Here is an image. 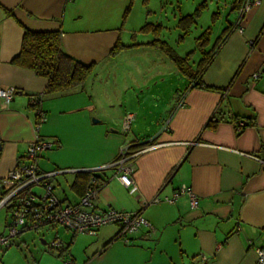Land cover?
Masks as SVG:
<instances>
[{"label": "crops", "instance_id": "1", "mask_svg": "<svg viewBox=\"0 0 264 264\" xmlns=\"http://www.w3.org/2000/svg\"><path fill=\"white\" fill-rule=\"evenodd\" d=\"M129 3L0 0V87L16 89L9 103L0 98V180L24 162L36 132L57 141L40 155L38 166L55 172L49 182L62 202L76 203L89 180L82 171L62 170L106 164L124 143L151 147L136 158L135 186H123L112 169L97 172L93 202L100 210L140 211L151 230L130 234L129 244L114 239L115 224L86 242L71 231L66 244L60 239L59 258L73 264H256L255 248L264 247V0L243 15L241 32L235 0L228 11L214 12L212 45L220 42L201 81L218 91L188 89L190 81L155 44L162 39L154 31H141L138 41L144 24H159L143 11L134 21L131 5L124 18ZM141 3L147 8L149 0ZM24 29L59 30L62 50L91 65L83 83L45 92L47 78L12 62ZM177 92L184 93L182 106ZM32 94L40 95L45 115L37 130ZM127 113L133 121L123 133ZM212 116L221 118L217 127L204 128ZM233 116L247 123L239 135ZM182 185L198 197L197 206L186 194L172 203L163 200ZM156 196L161 201L153 202ZM23 232L15 237L20 240ZM22 245L27 242L0 245V264H61L55 253L27 256Z\"/></svg>", "mask_w": 264, "mask_h": 264}, {"label": "built area", "instance_id": "2", "mask_svg": "<svg viewBox=\"0 0 264 264\" xmlns=\"http://www.w3.org/2000/svg\"><path fill=\"white\" fill-rule=\"evenodd\" d=\"M261 0H237L238 18L236 27L242 31L241 22L243 15L253 7L259 5ZM240 25V26H239ZM239 26V27H238ZM15 87H0V98L9 103L14 94ZM178 94V106L183 105L184 93ZM41 97L37 94L30 96V103L35 107L36 130L44 122L45 115L40 109ZM133 115L127 113L122 120L121 132L125 133L130 129ZM56 139L47 138L36 132L35 138L27 147L24 162L18 164L7 175L0 180V208H5L11 216V221L7 225V233L0 234V245L9 246L12 238L26 230H39L41 228L58 226L72 231L73 233L95 234L101 227L115 224L118 232L116 238L129 244L130 234L140 228L151 230L150 223L142 216L140 211H120L112 207L100 210L94 208V200L98 193V183L95 174L104 169H112L113 175L125 186H135L133 173L136 168V158L141 153L151 147L132 149L133 143H124L120 146L116 157L106 163L92 169H66L62 171H82L90 172L88 186L76 203L62 202L53 194V185L49 182V177L55 172H41L38 166L40 155L50 149L56 143ZM254 157V156H253ZM255 159H258L254 157ZM264 164V161H261ZM39 188L40 192L35 189ZM181 194L189 197L192 207L197 206L198 197L185 185L172 193L170 197H164V201L169 203ZM153 202L161 201L158 196L152 199ZM62 244L57 237L48 243L51 249H57ZM256 264H264V247L255 248ZM203 261L207 258L200 256ZM64 264H73L71 260H65Z\"/></svg>", "mask_w": 264, "mask_h": 264}, {"label": "trees", "instance_id": "3", "mask_svg": "<svg viewBox=\"0 0 264 264\" xmlns=\"http://www.w3.org/2000/svg\"><path fill=\"white\" fill-rule=\"evenodd\" d=\"M132 0L124 11L123 17L127 14ZM235 6L239 7L237 0ZM199 10H197L198 12ZM196 11L193 14L185 15L179 18L181 28L187 31L188 24L192 23L198 15ZM10 14V13H9ZM195 15V17H194ZM160 25H152L146 23L142 26L140 31L152 30ZM230 25L223 30H229ZM155 32V31H154ZM156 35L159 33L155 32ZM211 28L207 27L197 38L196 42L201 50V59L197 64L195 70L192 69L190 60L191 52L185 56H178L172 48L164 41L155 42V44L167 53L176 68L190 81L189 88H202L209 91H218L219 88L207 86L201 81V77L205 69L209 66L215 53L218 50L220 39L218 38L209 50H205L210 44ZM116 51V47L112 49V53ZM12 62L17 65L33 69L37 74L47 78V85L45 92H64L69 89L80 86L86 76L90 72L91 65L82 63L62 50L61 46V32L56 31H32L29 29L23 30L21 47L17 55L13 58ZM233 123L235 125L236 135H239L243 128L247 125L242 119L233 116ZM221 118L215 116L210 117L204 128L215 129ZM91 173L83 172L82 178L89 179ZM96 178L98 176L95 174ZM89 181V180H88ZM88 186V184H87ZM99 187V185H98ZM116 238V235L114 239ZM117 239V238H116ZM107 245V244H105ZM104 245V246H105ZM68 249V246L67 248Z\"/></svg>", "mask_w": 264, "mask_h": 264}, {"label": "rangeland", "instance_id": "4", "mask_svg": "<svg viewBox=\"0 0 264 264\" xmlns=\"http://www.w3.org/2000/svg\"><path fill=\"white\" fill-rule=\"evenodd\" d=\"M231 1L232 0H149V5L147 8H145L141 3L142 0H133L131 4V15L134 21H138V17H140L141 11L146 13V15H149V22L160 25V28L159 26H157L154 31L159 33V38H161L162 41L167 42V44L175 51L176 54L183 56L184 54L191 52L190 63L192 69L195 70L197 68L198 62L202 57L201 50L199 49V46L196 42V38L207 27H210V44L206 47L205 50L210 49L213 41L215 40V34H213V32H215L216 30L217 21L213 18V14L214 12L218 11H228L227 5H229ZM197 10L199 11L197 12ZM195 11L198 13V15L196 17L194 15V21L188 24L187 31L184 32V29H182L180 26V24L182 23L179 22V18L181 16L184 17L185 15L193 14ZM142 35V32L138 31V41H142L144 37ZM181 77L187 80L186 77ZM62 186L65 190L68 189L64 183H62ZM10 221L11 216L9 212H7L5 209H2L0 211V231L5 229L4 231L6 234V225ZM23 233H26L23 238L18 240L17 237H15L12 238L11 241H17L19 245L22 244V241H26L27 245H22V249L25 251L27 256H35L36 254L38 256L39 250H41L42 253L48 255L55 253L53 257H58L57 259L60 261V263L64 264L63 260L58 256V249L51 250V248L48 247V243H50L51 240L57 236L59 239H62L64 244H66L70 236L72 235L71 231L58 226L52 229L49 227L39 230H26ZM76 236H78V238L83 242H86L88 238H93L91 237L93 235H89L86 233H78L76 234ZM43 240L46 242V244L43 243ZM43 262L47 263V261Z\"/></svg>", "mask_w": 264, "mask_h": 264}]
</instances>
